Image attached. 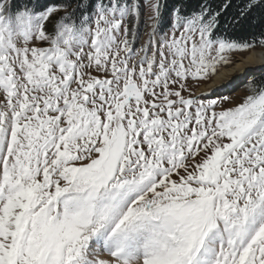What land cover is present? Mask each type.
<instances>
[{"label":"snow or ice","instance_id":"1","mask_svg":"<svg viewBox=\"0 0 264 264\" xmlns=\"http://www.w3.org/2000/svg\"><path fill=\"white\" fill-rule=\"evenodd\" d=\"M232 7L0 0V264H264V75L213 83L264 67V0L228 21L259 36Z\"/></svg>","mask_w":264,"mask_h":264},{"label":"bare ground","instance_id":"2","mask_svg":"<svg viewBox=\"0 0 264 264\" xmlns=\"http://www.w3.org/2000/svg\"><path fill=\"white\" fill-rule=\"evenodd\" d=\"M257 63L255 65L252 64H240L238 66L234 65L230 68H222L220 76L215 78L214 84H219L222 81H226L229 78L235 79V85L233 88H225L223 89L224 94L231 95L232 93L236 92L237 89L243 86V84L246 82L247 77L245 75L237 76V73L243 69L245 73L248 75H259L260 73L264 72V67L260 66V53L257 51L256 57H255ZM209 87V85H202L196 90V94L199 95L201 92L205 91Z\"/></svg>","mask_w":264,"mask_h":264},{"label":"trees","instance_id":"3","mask_svg":"<svg viewBox=\"0 0 264 264\" xmlns=\"http://www.w3.org/2000/svg\"><path fill=\"white\" fill-rule=\"evenodd\" d=\"M168 2L169 4H171L173 0H168ZM243 3H244V0H232L233 7L228 10V13L224 17H222L221 28L223 30L225 24H227V30L229 31L230 34H245V35L254 34L256 36H259V33L262 29L258 24H254V21L252 18L242 20L240 24L228 23L230 18L236 15L237 6H242ZM166 28H167V18H165V21L162 24V29H166ZM261 75H264V74H261ZM261 75H257V77Z\"/></svg>","mask_w":264,"mask_h":264},{"label":"rangeland","instance_id":"4","mask_svg":"<svg viewBox=\"0 0 264 264\" xmlns=\"http://www.w3.org/2000/svg\"><path fill=\"white\" fill-rule=\"evenodd\" d=\"M146 31H147V28L145 27L144 18L142 17L140 23L137 26V39H136V43L134 45V50H135V48H138L141 44L144 43V41L146 39V36H145ZM196 90L197 89H195V92H196ZM243 95H244L243 86L240 87L239 89H237L236 92L231 94V96H233L234 98H239Z\"/></svg>","mask_w":264,"mask_h":264}]
</instances>
